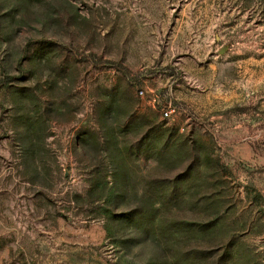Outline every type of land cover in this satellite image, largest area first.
I'll return each instance as SVG.
<instances>
[{
    "label": "rangeland",
    "instance_id": "rangeland-1",
    "mask_svg": "<svg viewBox=\"0 0 264 264\" xmlns=\"http://www.w3.org/2000/svg\"><path fill=\"white\" fill-rule=\"evenodd\" d=\"M0 264H264V0H0Z\"/></svg>",
    "mask_w": 264,
    "mask_h": 264
},
{
    "label": "built area",
    "instance_id": "built-area-1",
    "mask_svg": "<svg viewBox=\"0 0 264 264\" xmlns=\"http://www.w3.org/2000/svg\"><path fill=\"white\" fill-rule=\"evenodd\" d=\"M140 95H143V92L140 91ZM183 108L178 105H174L172 102H169L164 110H162L161 117L165 120H170L173 116L183 112Z\"/></svg>",
    "mask_w": 264,
    "mask_h": 264
},
{
    "label": "crops",
    "instance_id": "crops-1",
    "mask_svg": "<svg viewBox=\"0 0 264 264\" xmlns=\"http://www.w3.org/2000/svg\"><path fill=\"white\" fill-rule=\"evenodd\" d=\"M169 93H171V90H170ZM170 96H171V94H170ZM174 100H175V99L171 98L169 102H172V103H173ZM169 102H168V103H169ZM173 104H174V103H173ZM174 105L181 106V107L183 108V110H184L183 112H184V115H185V116H188V117H190V118L194 117V116L191 114L190 108H189L188 106H186V105L183 106V105H180L179 103H175Z\"/></svg>",
    "mask_w": 264,
    "mask_h": 264
},
{
    "label": "trees",
    "instance_id": "trees-1",
    "mask_svg": "<svg viewBox=\"0 0 264 264\" xmlns=\"http://www.w3.org/2000/svg\"><path fill=\"white\" fill-rule=\"evenodd\" d=\"M235 111H237V112H242L243 110H240V109H236Z\"/></svg>",
    "mask_w": 264,
    "mask_h": 264
}]
</instances>
